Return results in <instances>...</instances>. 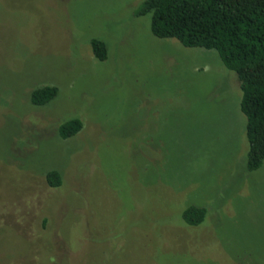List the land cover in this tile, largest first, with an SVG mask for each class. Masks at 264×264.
<instances>
[{"label":"rangeland","instance_id":"obj_1","mask_svg":"<svg viewBox=\"0 0 264 264\" xmlns=\"http://www.w3.org/2000/svg\"><path fill=\"white\" fill-rule=\"evenodd\" d=\"M143 1L0 0V264H264L238 76L155 37ZM47 86L59 96L33 106ZM72 118L83 129L63 140Z\"/></svg>","mask_w":264,"mask_h":264},{"label":"trees","instance_id":"obj_2","mask_svg":"<svg viewBox=\"0 0 264 264\" xmlns=\"http://www.w3.org/2000/svg\"><path fill=\"white\" fill-rule=\"evenodd\" d=\"M151 15L152 34L159 39H175L186 48L216 51L223 65L237 74L243 93L241 110L247 118L249 142L247 169L254 172L264 165V0H144L135 17ZM96 59L109 57L107 44L91 40ZM59 96V89L47 86L34 90L31 103L49 105ZM80 118H72L59 127V137L71 139L83 129ZM53 188L62 186L57 170L47 174ZM206 207L192 205L182 214L191 226L202 225Z\"/></svg>","mask_w":264,"mask_h":264}]
</instances>
